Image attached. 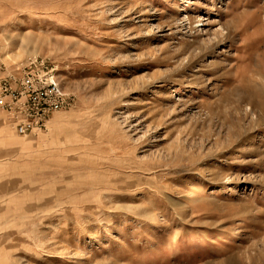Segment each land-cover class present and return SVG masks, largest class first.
Returning a JSON list of instances; mask_svg holds the SVG:
<instances>
[{"label": "rangeland", "instance_id": "374dc122", "mask_svg": "<svg viewBox=\"0 0 264 264\" xmlns=\"http://www.w3.org/2000/svg\"><path fill=\"white\" fill-rule=\"evenodd\" d=\"M256 21L264 0H0V68L45 59L67 100L25 136L0 112V264H264Z\"/></svg>", "mask_w": 264, "mask_h": 264}, {"label": "built area", "instance_id": "2783aa9c", "mask_svg": "<svg viewBox=\"0 0 264 264\" xmlns=\"http://www.w3.org/2000/svg\"><path fill=\"white\" fill-rule=\"evenodd\" d=\"M0 69V112L16 134L44 128L52 114L66 107L59 77L47 60L33 58ZM45 79L51 82L44 83Z\"/></svg>", "mask_w": 264, "mask_h": 264}, {"label": "bare ground", "instance_id": "6f19581e", "mask_svg": "<svg viewBox=\"0 0 264 264\" xmlns=\"http://www.w3.org/2000/svg\"><path fill=\"white\" fill-rule=\"evenodd\" d=\"M256 15V14H254ZM253 20V19H252ZM255 27L258 28V30H261V34L256 37V42H259L262 46L264 45V26L259 22L256 21V23L253 24ZM264 48V47H263ZM53 79V78H52ZM51 82L49 79H45L44 83ZM60 86V85H59ZM244 89L250 93L251 96H258L260 95L258 88H256L255 83L251 82V80L248 82H245ZM59 90H61V86L59 87ZM246 257V256H245ZM252 257V256H251ZM262 258L261 256H259ZM230 258V257H229ZM264 260V259H263ZM263 263V262H262Z\"/></svg>", "mask_w": 264, "mask_h": 264}]
</instances>
